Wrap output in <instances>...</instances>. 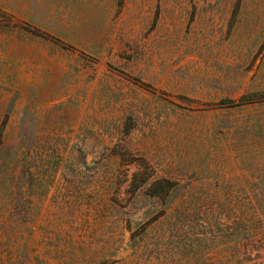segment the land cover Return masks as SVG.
<instances>
[{"label":"rangeland","instance_id":"obj_1","mask_svg":"<svg viewBox=\"0 0 264 264\" xmlns=\"http://www.w3.org/2000/svg\"><path fill=\"white\" fill-rule=\"evenodd\" d=\"M0 264H264V0H0Z\"/></svg>","mask_w":264,"mask_h":264}]
</instances>
